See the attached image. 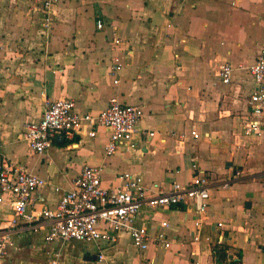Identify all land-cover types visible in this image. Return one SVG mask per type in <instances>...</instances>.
<instances>
[{
	"label": "crops",
	"instance_id": "0c3cea01",
	"mask_svg": "<svg viewBox=\"0 0 264 264\" xmlns=\"http://www.w3.org/2000/svg\"><path fill=\"white\" fill-rule=\"evenodd\" d=\"M40 13L27 0H0V154L45 182L27 209L54 208V189L69 190L82 166L101 167L105 188L119 174L138 176L148 195L204 176L209 199L197 227L188 202L141 208L136 226L150 235L167 224L166 249L139 252L127 232L114 244L45 243L43 231L20 224L0 264H212L219 233L239 264H264V133H242L252 90L245 69L264 47V0H55L47 28ZM115 60L120 70L111 75ZM222 65L233 70L227 85L217 79ZM110 98L140 108L136 130L152 138L135 135L136 149L110 156L98 127L53 139L40 156L21 141L45 101L67 99L74 112L95 115ZM9 213L4 201L0 234Z\"/></svg>",
	"mask_w": 264,
	"mask_h": 264
},
{
	"label": "built area",
	"instance_id": "2783aa9c",
	"mask_svg": "<svg viewBox=\"0 0 264 264\" xmlns=\"http://www.w3.org/2000/svg\"><path fill=\"white\" fill-rule=\"evenodd\" d=\"M54 2L55 0H27L30 8L41 12L45 23ZM95 28L102 29L100 20L95 22ZM112 43L117 45L120 42L115 39ZM119 70L120 65L115 60L109 73L115 75ZM245 70L252 81V90L247 100L248 115L243 123L242 133L244 136L260 138L264 133V47L254 63ZM232 72L229 65L220 66L216 73L218 81L227 85ZM116 82L113 80V84ZM142 116L140 108L121 105L115 98H110L107 106L95 115L74 112V103L67 99L45 101L38 120L23 126L21 141L30 152L40 156L56 137L70 139L73 132L81 128L98 127L107 134L103 153L110 156L119 147L125 150L136 149L133 141L135 135L143 141L152 138V133L136 130ZM87 136L93 138L94 132H87ZM190 136L197 138L194 131L190 132ZM101 171V167L82 166L69 190L54 189V193L58 195L54 208L28 210L35 190L45 185V182L20 166L3 160L0 154V204L7 202L10 210L8 230L0 234V259L13 248L9 236L20 224L33 232L43 231L45 243L56 240L62 243L72 241L83 244H114L120 232H127L131 245L142 252L149 245L163 249L170 245L163 232L167 229L166 223H161L152 235L145 227L136 226L137 216L143 206L157 209L188 202L195 215V227L200 224L201 216L205 214L209 186L204 176L194 175L184 186L172 183L168 191H157L154 195H148L143 180L129 173L117 175L116 186L103 187ZM220 187H228V182L222 183ZM216 227L220 228L221 224H216ZM197 241V236H193L191 243L195 244ZM224 242L223 234L219 233L213 245L212 264H239L238 257L230 253ZM218 255L222 257L218 258ZM97 259L101 261L102 256L98 255ZM49 264L58 262L53 259Z\"/></svg>",
	"mask_w": 264,
	"mask_h": 264
},
{
	"label": "water",
	"instance_id": "95a60500",
	"mask_svg": "<svg viewBox=\"0 0 264 264\" xmlns=\"http://www.w3.org/2000/svg\"><path fill=\"white\" fill-rule=\"evenodd\" d=\"M42 21H43V20H42ZM43 23L45 24V22H44V21H43ZM44 27H45V28H47V27H48V24H45V25H44ZM57 139H58L59 141H61V140H62V138H61V137H56V138L54 139V141H56ZM69 242H72V241H69ZM76 243H77V242H76Z\"/></svg>",
	"mask_w": 264,
	"mask_h": 264
},
{
	"label": "trees",
	"instance_id": "16d2710c",
	"mask_svg": "<svg viewBox=\"0 0 264 264\" xmlns=\"http://www.w3.org/2000/svg\"><path fill=\"white\" fill-rule=\"evenodd\" d=\"M214 248V247H213ZM220 252V251H219ZM218 251H216V253H219ZM222 257V255H218V258Z\"/></svg>",
	"mask_w": 264,
	"mask_h": 264
}]
</instances>
